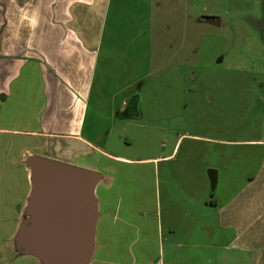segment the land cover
<instances>
[{"label":"crops","instance_id":"1","mask_svg":"<svg viewBox=\"0 0 264 264\" xmlns=\"http://www.w3.org/2000/svg\"><path fill=\"white\" fill-rule=\"evenodd\" d=\"M153 3L0 0V264H42L18 238L33 155L100 174L87 264H264V105L260 134L232 138L183 130L165 101L148 116L163 132L153 154L117 144L146 116V79L133 67L143 48L145 75L155 71L156 42L152 32L139 41L147 28L132 14L145 6L146 17Z\"/></svg>","mask_w":264,"mask_h":264},{"label":"rangeland","instance_id":"2","mask_svg":"<svg viewBox=\"0 0 264 264\" xmlns=\"http://www.w3.org/2000/svg\"><path fill=\"white\" fill-rule=\"evenodd\" d=\"M153 2L146 17L145 6L135 7L132 14L136 16L138 10L140 25L145 21L146 32H138L140 42L152 32L158 59L155 71L145 75L150 69L149 55L142 48L133 67L146 79L142 90L138 88L146 116L136 130L126 128L127 134H136H131L130 143L119 136L117 144L123 153L135 157L153 154L155 140L163 132L152 127L148 116L162 109L160 104L165 101L174 104V112H180L177 124L183 130L227 132L232 138L249 132L260 134L261 127L253 120H259L264 105V0ZM204 14L215 15L221 22L201 18ZM132 17L126 15L127 19ZM138 30L125 32V36ZM155 77L158 81L151 82ZM165 81L171 85L166 86ZM243 147L232 144L235 149ZM235 170L238 168L233 167Z\"/></svg>","mask_w":264,"mask_h":264},{"label":"water","instance_id":"3","mask_svg":"<svg viewBox=\"0 0 264 264\" xmlns=\"http://www.w3.org/2000/svg\"><path fill=\"white\" fill-rule=\"evenodd\" d=\"M204 18L221 22L212 15ZM29 163L30 219L18 236L22 252L34 254L42 264H87L93 249L97 217L95 187L100 174L42 155L31 156ZM211 180L215 186L216 175Z\"/></svg>","mask_w":264,"mask_h":264}]
</instances>
